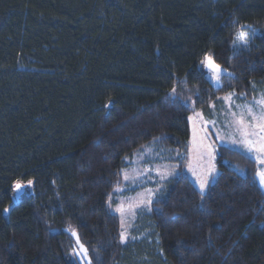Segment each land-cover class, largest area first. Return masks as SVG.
I'll return each mask as SVG.
<instances>
[{
  "label": "trees",
  "instance_id": "trees-1",
  "mask_svg": "<svg viewBox=\"0 0 264 264\" xmlns=\"http://www.w3.org/2000/svg\"><path fill=\"white\" fill-rule=\"evenodd\" d=\"M173 87L195 103L165 102ZM262 90L264 0H0V264H76L69 227L92 264H264L255 159L218 144L203 200L184 170L191 113ZM152 142L179 171L123 242L109 201Z\"/></svg>",
  "mask_w": 264,
  "mask_h": 264
},
{
  "label": "rangeland",
  "instance_id": "rangeland-1",
  "mask_svg": "<svg viewBox=\"0 0 264 264\" xmlns=\"http://www.w3.org/2000/svg\"><path fill=\"white\" fill-rule=\"evenodd\" d=\"M240 33H244L251 39L249 33L244 31ZM205 69L206 75L209 78V71L206 67ZM210 81L216 86L220 85L222 82L221 79L219 84H216L214 80ZM223 96H221V98ZM189 105L192 106L193 103H189ZM245 106L248 105L246 103L239 102L236 99V96H234V98L227 101L223 105V116L220 120L210 121L201 110H196L191 113V136L188 142L187 159L184 164V170L189 175L198 190V177L202 175L205 170L212 165H214L216 169L215 177L214 179H210L209 186L216 180L219 173L217 167L218 155L214 152L213 154L215 155V159H210L208 149L204 147V145L213 144L215 148V141L221 144L220 139L216 135L217 133H219L221 137L225 138H227L228 135H231L232 138L237 141L243 139L241 132L237 131V128L239 127L237 121L239 120L241 114H243L245 121ZM247 126L248 125L245 121V127L249 132H251V128ZM256 131L258 132V129ZM250 138L255 139V137ZM223 145L230 147L234 146L233 148H241L243 150L247 149L246 145L239 143H229ZM168 152V149L162 147L159 149L157 142H152L150 145L137 151L132 158H128L126 160L127 167L123 171V184L115 190V193L109 201L112 211L120 216L121 223L123 221L122 233L125 236L123 242L141 239L151 233V230L149 229L142 232H138V229L140 226H143L144 221L146 220V215L151 212L148 211V208H151L152 210V202L162 194L164 185L168 179L175 173L176 169L179 171V163H173V161H170V154H168ZM178 155L179 151L176 152L175 156L178 157ZM174 164L177 165V168ZM125 176L127 179H125ZM208 188L205 190V193ZM28 190L29 188L22 191L27 193ZM149 199L152 201L151 204L147 203ZM120 207L124 209L123 213L116 211V209ZM73 237L75 238V249L78 252L79 249L76 244V237ZM72 255L76 264H83V261L77 254L73 252Z\"/></svg>",
  "mask_w": 264,
  "mask_h": 264
},
{
  "label": "snow or ice",
  "instance_id": "snow-or-ice-1",
  "mask_svg": "<svg viewBox=\"0 0 264 264\" xmlns=\"http://www.w3.org/2000/svg\"><path fill=\"white\" fill-rule=\"evenodd\" d=\"M237 41H239L240 45L244 48H247L250 43V38L245 35L244 33L237 34ZM202 63H206V66L209 71V79L214 80L216 84L220 83L221 77L227 73V69L221 68V66L217 63H215L214 59L211 56H205L204 61ZM231 95V94H230ZM230 98V97H229ZM227 99V98H226ZM177 101H180L185 104L189 103H195V101L191 100V97L182 98L176 91V88L173 87L171 92L168 93L165 97V102H172L176 103ZM257 103L264 105V100L258 101ZM109 105H105V107H108ZM244 112L248 114L250 117L248 126L252 129L251 132L247 130L245 127V121L243 118V114H241L239 120L237 121L239 127L237 128L238 132H241L243 139L237 141L232 138L231 135H228L227 138L221 137L219 133H217V137L220 139L221 144H243L246 145L248 151L255 150L258 155L255 156V161H257L260 165H264V108H261L259 113H254L253 108L251 105L245 106ZM254 122V123H253ZM258 129V132L256 131ZM250 137H255V139H251ZM208 149V154L210 156V159L214 160L215 155L213 154L215 152V148L213 144H207L204 145ZM216 174L215 166H210L207 170H205L202 175L198 177L199 179V194L201 199L203 200L205 195V190L209 186L210 179H214ZM125 179L127 177L125 176ZM254 181H256L261 187H264V168H258L254 176L252 177ZM33 184L32 180L27 181V185L21 183L19 180L15 182L13 186V190L20 194L22 190H26L27 188L31 187ZM151 199L147 201L148 204H151ZM117 212L123 213L124 209L122 207L116 209ZM148 211H151V208H148ZM5 213L9 212V208L4 209ZM123 223V221H122ZM66 231L70 232L73 236L76 237V244L78 246L79 251L77 252L76 249H74V253L77 254L81 260L83 261V264H92L91 258L88 256V249L80 242L79 236L77 233L69 227L66 229ZM121 239L124 240L125 236L122 233Z\"/></svg>",
  "mask_w": 264,
  "mask_h": 264
},
{
  "label": "crops",
  "instance_id": "crops-1",
  "mask_svg": "<svg viewBox=\"0 0 264 264\" xmlns=\"http://www.w3.org/2000/svg\"><path fill=\"white\" fill-rule=\"evenodd\" d=\"M234 94H236V95H234ZM234 96H236V99L239 102L246 103L247 105H251L252 108H253V112L254 113H257L258 114L259 111L261 110V108H264V105H261V104L257 103L258 101L264 100V91L262 90L259 93H256V95L253 96V97H248L245 94H238V93H234V92L227 93L222 98L218 99L216 102H214V103L211 104V106H210V114L209 115H207L204 111H202V112L207 117V119H209L210 121L220 120L222 118V116H223V108H222L223 105L227 101H230L232 98H234ZM249 119H250V117L246 113V119H245V121H246V124L247 125H248ZM214 143H215V146H216L215 147V150H216L215 152H216V155H217V145L219 143H217L216 141ZM237 149L245 152L246 154H248L252 158H255V156L258 155V153L255 150H253V151L250 152V151H248V149H245V150H243L241 148H237ZM257 166H258V168H264V165H260L258 162H257Z\"/></svg>",
  "mask_w": 264,
  "mask_h": 264
},
{
  "label": "water",
  "instance_id": "water-1",
  "mask_svg": "<svg viewBox=\"0 0 264 264\" xmlns=\"http://www.w3.org/2000/svg\"><path fill=\"white\" fill-rule=\"evenodd\" d=\"M216 63V62H215ZM206 64V63H205ZM207 68V66H206ZM221 68L225 69L224 67L221 66ZM208 69V68H207ZM25 192L24 191H21L20 194H17L16 193V198H20Z\"/></svg>",
  "mask_w": 264,
  "mask_h": 264
}]
</instances>
